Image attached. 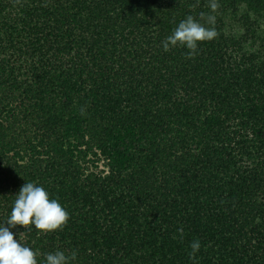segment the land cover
I'll use <instances>...</instances> for the list:
<instances>
[{"label":"trees","instance_id":"1","mask_svg":"<svg viewBox=\"0 0 264 264\" xmlns=\"http://www.w3.org/2000/svg\"><path fill=\"white\" fill-rule=\"evenodd\" d=\"M216 2L0 0V223L27 182L70 214L11 229L40 264H264V0Z\"/></svg>","mask_w":264,"mask_h":264},{"label":"clouds","instance_id":"2","mask_svg":"<svg viewBox=\"0 0 264 264\" xmlns=\"http://www.w3.org/2000/svg\"><path fill=\"white\" fill-rule=\"evenodd\" d=\"M210 8L216 11L219 4L210 0ZM204 14L202 13L201 16ZM215 16H208L207 23L214 25ZM218 35L214 27H206L199 20L189 15L174 28L162 45L165 51L173 47H186L189 56L195 54L201 42L212 41ZM83 114V110L82 113ZM70 214L58 199L52 198L49 191L38 182L25 183L16 194L11 214L4 223H0V264H40L36 252L14 238L17 225L27 228L33 226L42 233L55 232L62 229L69 221ZM7 225V226H6ZM181 235L182 229L179 230ZM190 258L195 259L201 248V242L194 240L190 244ZM64 251L57 250L45 254L43 264H70L75 259Z\"/></svg>","mask_w":264,"mask_h":264}]
</instances>
